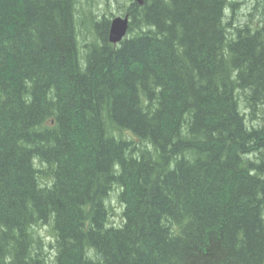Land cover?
I'll list each match as a JSON object with an SVG mask.
<instances>
[{"label":"trees","instance_id":"trees-1","mask_svg":"<svg viewBox=\"0 0 264 264\" xmlns=\"http://www.w3.org/2000/svg\"><path fill=\"white\" fill-rule=\"evenodd\" d=\"M95 4L0 0V264H264V0Z\"/></svg>","mask_w":264,"mask_h":264},{"label":"rangeland","instance_id":"rangeland-1","mask_svg":"<svg viewBox=\"0 0 264 264\" xmlns=\"http://www.w3.org/2000/svg\"><path fill=\"white\" fill-rule=\"evenodd\" d=\"M96 7H99L100 9V12L99 13H111L115 16H120L119 13L117 12H121L123 8H125L128 3H129V0H94ZM238 1H243L244 2V5H242V11H244L245 8H247V6L250 4L251 0H238ZM91 7H94L91 5ZM95 8V7H94ZM112 206L115 207L113 208V211H114V215H120L121 213V210L119 207L117 206H114V204L112 203ZM117 208V209H116ZM120 218V217H119ZM116 220V219H114ZM114 220L112 219V221L114 222ZM115 223V222H114ZM117 224V223H116ZM47 230L46 229H42L41 230V235L44 237L46 236V232ZM47 237V236H46ZM48 238H46V242Z\"/></svg>","mask_w":264,"mask_h":264},{"label":"water","instance_id":"water-1","mask_svg":"<svg viewBox=\"0 0 264 264\" xmlns=\"http://www.w3.org/2000/svg\"><path fill=\"white\" fill-rule=\"evenodd\" d=\"M139 4L141 3V0H136ZM126 30V20H120V19H114L111 22V26H110V40L111 42H117L119 41Z\"/></svg>","mask_w":264,"mask_h":264},{"label":"bare ground","instance_id":"bare-ground-1","mask_svg":"<svg viewBox=\"0 0 264 264\" xmlns=\"http://www.w3.org/2000/svg\"><path fill=\"white\" fill-rule=\"evenodd\" d=\"M135 3L138 4V2L136 0H133ZM139 5V4H138ZM116 17V16H115ZM127 22V26H128V19L126 20ZM108 39H109V42L112 44L111 40H110V33H108Z\"/></svg>","mask_w":264,"mask_h":264}]
</instances>
